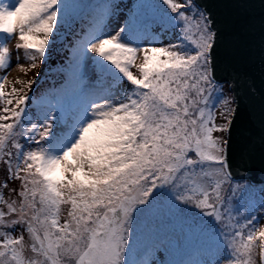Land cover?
<instances>
[{"label": "snow or ice", "instance_id": "snow-or-ice-1", "mask_svg": "<svg viewBox=\"0 0 264 264\" xmlns=\"http://www.w3.org/2000/svg\"><path fill=\"white\" fill-rule=\"evenodd\" d=\"M160 4L143 32L126 23L114 34H86L79 53H94L101 76L112 74L107 95L58 112L55 121L46 114L41 124H25L28 93L5 92L0 76V165L7 173L0 182V264H154L128 259L129 232L135 216L164 203L160 190L168 193L169 211L192 205L223 224L226 264H264V226L256 228L255 217L236 222L223 194L231 175L227 141L216 133L229 130L232 110L222 91L214 100L216 33L203 12H193L192 0ZM70 7L62 0H0V69L10 65L13 35L17 60L22 49L37 67ZM153 24L177 30L178 41L142 42ZM33 134L36 147L26 148L21 138L31 144ZM12 180L19 181L9 189L16 198H5Z\"/></svg>", "mask_w": 264, "mask_h": 264}, {"label": "rangeland", "instance_id": "rangeland-1", "mask_svg": "<svg viewBox=\"0 0 264 264\" xmlns=\"http://www.w3.org/2000/svg\"><path fill=\"white\" fill-rule=\"evenodd\" d=\"M102 1L62 0V4L67 3L71 7L67 10L63 25L58 26L52 34L44 58L35 61L37 67H30L31 61L24 58L22 49L19 50V60H17L18 51L15 48L17 37L15 35L8 41V47L11 51L10 65L7 69H0V76L6 77L3 81V90L5 92H10L11 88L15 87L17 89L23 88L28 93L29 99L25 105V124H29V121L41 124L46 114L47 118L52 121L51 118H56V113H58L53 107L54 104L59 102L57 105H60L62 102L69 101L66 91L74 90L71 85L70 88L65 90L64 78H62L63 80L56 79V81L52 79L58 63H55L52 57H46L51 52V44L54 40L60 47L56 58L58 60L62 59L64 52L68 59L79 57V62H74V67L77 72H84L83 86L71 101L73 106L68 111L66 110V113H71L86 104L89 99L107 95V86L111 82L110 80L105 81L102 79L101 75L95 77L96 69L91 64L94 53L87 52L85 56L80 55V43L86 34L100 28H103L106 33L114 34L115 31L124 27L126 23H130L133 26L135 21L140 19L148 17L157 19V8L163 7L160 4V0H110L108 5H102ZM5 2H10V0H5ZM193 12L203 11L193 6ZM101 18H104L102 23L100 22ZM75 22H77V27L68 34L69 25H75ZM63 26L64 31L60 33V29ZM156 28L155 33L158 34L154 35L151 32H145L141 37L142 42L153 44L154 46H165L178 41L177 30L168 28L161 31L158 26ZM141 46H143V43ZM139 62L138 60L137 63ZM132 71L138 75L135 68ZM30 80L33 83L28 87L27 81ZM73 80L70 79L69 82ZM124 87H130L126 81L124 82ZM220 91L224 93V96H221L220 99L227 98L230 102V108L231 93L228 90V85L226 83L221 84L218 92ZM110 98L119 100L120 96L115 95ZM33 99L49 100L52 106L41 109L33 107L31 106ZM0 108H2V105H0ZM214 111L217 114L216 122H223L219 114L218 102ZM216 135H222L225 138V132L216 133ZM33 136L38 137L33 134L32 138H34ZM21 143L26 148L29 146L36 147V141L33 142L31 140V144H29V141L23 137L21 138ZM6 176V171L0 166V182L5 180ZM237 185L239 187L233 192L232 188ZM259 186H261L260 189H264V183L258 185L248 180L233 179L230 180V183L224 185L225 203L228 205L230 202L232 215L236 218V222L244 223L246 219H250L251 212L255 214L257 210V216L260 218L261 224L256 228L264 226V198L261 200V205L255 208V205L258 204L255 191ZM18 187L19 181H9L8 188L3 190L5 198H16L15 192L10 193L9 189ZM160 191L163 193L160 199L164 203L150 214L135 216L130 225L128 259L151 260L154 264H183L186 263V260L193 258L191 254L193 250L199 249L214 259H206V261L200 259L197 264H226L225 258L228 254L220 255L222 249H226L229 252L225 240V234L228 230L225 229L223 224L215 221L213 217L203 215L201 210L196 209L192 205H181L183 211L179 214L169 211L168 207L165 206L168 193L166 190ZM262 193V196H264L263 191ZM14 234H18V232ZM183 255H186L187 258L183 259ZM258 260L259 257L257 256Z\"/></svg>", "mask_w": 264, "mask_h": 264}, {"label": "water", "instance_id": "water-1", "mask_svg": "<svg viewBox=\"0 0 264 264\" xmlns=\"http://www.w3.org/2000/svg\"><path fill=\"white\" fill-rule=\"evenodd\" d=\"M216 33L213 81L231 93L225 132L233 180L264 183V0H192Z\"/></svg>", "mask_w": 264, "mask_h": 264}, {"label": "trees", "instance_id": "trees-1", "mask_svg": "<svg viewBox=\"0 0 264 264\" xmlns=\"http://www.w3.org/2000/svg\"><path fill=\"white\" fill-rule=\"evenodd\" d=\"M110 0H103L102 1V5H108ZM192 4H193V6L194 7H197L193 2H192ZM101 5V6H102ZM198 8V7H197ZM200 9V8H199ZM204 13V12H203ZM104 18H101L100 20V22L102 23L104 20H103ZM156 18H152V17H148V18H146V19H140V20H138V21H135V23L133 24V28L134 29H137V30H139V31H142L143 29H144V27H145V25H147V24H151L154 20H155ZM66 25H68V24H66ZM77 22H75V25H69V30H68V34H70L71 32H72V29H75L77 26ZM64 26L63 27H61V29H60V33L61 32H63L64 31ZM156 25L155 24H153V32H155L156 31ZM153 32H151V33H153ZM51 52L49 53V55L46 57V58H48V57H52V60L55 62V63H58L56 66H57V68H56V72L54 73V75L52 76V79L54 80V81H56V79H61V80H63L62 78H64V88H65V90H66V88H70V85L72 86V87H74V90L73 91H70V90H67L66 91V94L68 95V100L69 101H67V102H62V104H60V105H57L59 102H57V103H55L54 104V109H55V111H58V112H62V113H66L67 111H68V109L70 108V107H72L73 106V103L71 102L73 99H74V96L76 95V93L79 91V90H81V88H82V86H83V79H84V72H77L76 71V69H75V67H74V62H79V57H77V58H72V59H68V57L66 56V54H65V52H64V54H63V58L62 59H57L56 58V56H57V54H58V51H59V49H60V47H59V45L55 42V40L53 41V43L51 44ZM45 58V59H46ZM99 60V58L98 57H96L95 56V54H94V56L92 57V65H93V67H95V77H97V76H100L101 74H100V72H99V70H98V67H97V64L96 63H94V61H98ZM106 63V62H105ZM79 68V67H78ZM78 68H77V70H78ZM113 71H115L114 69H113ZM56 76V77H55ZM70 79H74L73 81H71V82H69L70 81ZM102 79H104L105 81H107V80H110L111 81V79H112V74L111 73H104L103 74V77H102ZM215 83V87H216V89H217V92L216 93H214V96H216V95H218L219 94V92H218V90H220V88H221V84H224V83H216V82H214ZM61 84V83H60ZM224 96V93H223V95H222V97ZM232 98V97H231ZM31 106H33V107H38V108H46V107H49V106H52V103L49 101V100H44V99H33L32 100V103H31ZM2 107H3V105H2ZM67 110V111H66ZM52 119V121H55L56 119H57V116H56V118H51ZM34 137V136H33ZM27 140H28V138H26ZM33 142L34 141H37V140H39V137H34V138H32L31 139ZM1 166V168H3L4 169V166L3 165H0ZM5 170V169H4ZM4 180H2V182H3ZM244 181H246V180H244ZM259 185V184H258ZM261 185V184H260ZM261 188V186H259V187H257V190L255 191V197H256V199H257V201H258V204H256L255 205V208H258V206H260L261 205V200H262V198H264V196H262L263 195V193H262V191L264 192V189L262 190V189H260ZM263 188V187H262ZM251 217H250V219L252 218V217H255L256 218V220L254 221V223H255V226L256 227H258V226H260V224H261V220H260V218L257 216V210H256V212H255V214H253L252 212H251V215H250ZM229 252L226 250V249H222L221 251H220V255H226V254H228ZM192 255H193V258H191V259H189V260H186L185 262L186 263H183V264H197L198 263V261L200 260V259H203V260H205L206 261V259L208 260V259H211V258H213V257H209V256H207L204 252H202L201 250H199V249H195V250H193V252L191 253ZM187 258V256L186 255H183V259H186ZM196 258H197V260H196ZM214 259V258H213Z\"/></svg>", "mask_w": 264, "mask_h": 264}]
</instances>
